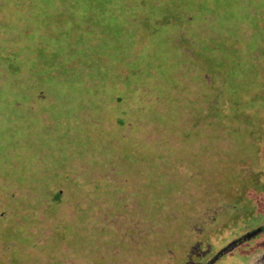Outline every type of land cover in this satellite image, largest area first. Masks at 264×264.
<instances>
[{"label":"rangeland","instance_id":"obj_1","mask_svg":"<svg viewBox=\"0 0 264 264\" xmlns=\"http://www.w3.org/2000/svg\"><path fill=\"white\" fill-rule=\"evenodd\" d=\"M256 224L264 0H0V264H264Z\"/></svg>","mask_w":264,"mask_h":264},{"label":"trees","instance_id":"obj_2","mask_svg":"<svg viewBox=\"0 0 264 264\" xmlns=\"http://www.w3.org/2000/svg\"><path fill=\"white\" fill-rule=\"evenodd\" d=\"M19 4V3H18ZM152 8H153V5H152ZM165 12V11H164ZM164 12H161V5L159 6V7H155V15H162L163 17H166L167 16V21H166V25L168 24V23H170L171 21H173V20H175L174 18H171V16L170 15H167L166 13H164ZM248 17H250V16H248V15H243V20H244V22H245V20L248 18ZM258 19V18H260V15H256V16H254L253 17V19ZM253 19H252V21H253ZM250 21H246L245 23L247 24V23H249ZM230 37H231V35H229L228 33H226V34H222V37H221V39H223V38H227V39H230ZM259 37H261V36H259ZM232 38H234V40H237L238 38H237V36L234 34L233 36H232ZM255 38V40H256V38H258V37H254ZM219 41H220V39H219ZM222 44V43H221ZM220 44V45H221ZM220 45H215V49H214V51H216L217 49H219V50H222V48L220 47ZM241 52H243V51H241ZM221 62V61H220ZM220 62L218 61V63L220 64ZM217 63V64H218ZM236 63H237V61H236ZM219 64L217 65V67L219 66ZM217 72H220L218 69H217ZM216 72V73H217ZM211 73V72H210ZM208 73H206V75H207ZM211 75V74H210ZM215 76H216V74H214Z\"/></svg>","mask_w":264,"mask_h":264},{"label":"flooded vegetation","instance_id":"obj_3","mask_svg":"<svg viewBox=\"0 0 264 264\" xmlns=\"http://www.w3.org/2000/svg\"><path fill=\"white\" fill-rule=\"evenodd\" d=\"M247 233H249V235H251V236H248V237H252V236H255L256 238L263 237L264 236V226L263 225L262 226H259V224H256ZM205 264H210V263L209 262H206Z\"/></svg>","mask_w":264,"mask_h":264}]
</instances>
